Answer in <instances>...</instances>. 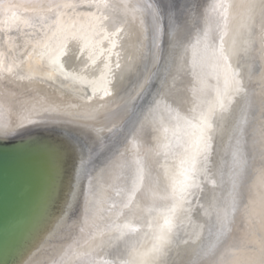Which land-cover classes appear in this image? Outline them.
I'll use <instances>...</instances> for the list:
<instances>
[{
    "label": "bare ground",
    "instance_id": "6f19581e",
    "mask_svg": "<svg viewBox=\"0 0 264 264\" xmlns=\"http://www.w3.org/2000/svg\"><path fill=\"white\" fill-rule=\"evenodd\" d=\"M262 2L0 0V264H261Z\"/></svg>",
    "mask_w": 264,
    "mask_h": 264
},
{
    "label": "snow or ice",
    "instance_id": "6c2138e0",
    "mask_svg": "<svg viewBox=\"0 0 264 264\" xmlns=\"http://www.w3.org/2000/svg\"><path fill=\"white\" fill-rule=\"evenodd\" d=\"M105 6H107V5H105ZM57 7H59V6H57ZM260 7L262 10H264V2L261 3ZM160 32H161V30L159 27V23L157 22L155 25V28H154V46L156 47L157 50H159V44L156 43V41L160 37ZM171 41L173 43V47H175L176 44L178 43V31L175 28H173V30L171 32ZM204 48H205V50H208V48H209L208 34L207 33H205ZM211 56L214 57L218 62H223V61H226V59H227V57L225 56L223 47H221L218 51L215 49L211 50ZM52 62L56 63L55 60H53ZM105 67L107 68V65H105ZM117 67H119V64H117ZM224 67H226V66H224ZM60 70L63 71L62 68ZM238 75H239L238 73L235 74V76H238ZM235 76L233 77V83L235 85L234 90L236 92H240L241 91V87H240L241 81L239 79H236ZM104 91H105V95L111 94L107 89H105ZM212 111H213V109L211 107H209L208 113L203 118V128L201 130V134H202V137L204 138V150H205V152H207L211 148L212 136L210 135V133L213 131V129H212V124L210 122H208V118L212 114ZM89 118H91L90 114H89ZM261 134H262V136H264V129H262ZM233 158L235 161L239 162V159H240L239 148H237L234 151ZM226 222H227V213L225 211L223 217L221 218V223L224 224ZM160 239L162 242H167V237H165V236H161ZM261 264H264V261H261Z\"/></svg>",
    "mask_w": 264,
    "mask_h": 264
},
{
    "label": "water",
    "instance_id": "95a60500",
    "mask_svg": "<svg viewBox=\"0 0 264 264\" xmlns=\"http://www.w3.org/2000/svg\"><path fill=\"white\" fill-rule=\"evenodd\" d=\"M60 59H58V60H56V63L55 64H57L58 65V63H60ZM117 68V67H116ZM115 68V69H116ZM66 81V80H65ZM83 90H85V92H86V95L87 96H94L95 94L97 95V94H100V93H102V92H104V89L101 91H99L98 89H94V87L93 86H91V85H88V86H83ZM103 94V93H102ZM79 139V138H78ZM61 148H63V149H65L66 151H68V152H74V155H69L70 157H71V159H70V161H71V170H70V172H69V177H72L73 176V174H75V173H77L76 171H77V164H79V162L77 161V153L75 152L76 150L75 149H72L71 148V145H63V146H61ZM13 152L14 151H12V149H7V148H0V156H3L6 160H8V162H10L11 163V165H13V166H16L18 169H22L21 168V165L19 164V163H17V159H16V157L14 156V154H13ZM13 163V164H12ZM49 168L47 169V172H46V178L48 179V182H47V186H46V191L47 190H50L52 187L49 185V183L50 182H52V180H53V174H56V172L55 171H53L52 170V168H51V166L49 165L48 166ZM81 171H83V169L81 170ZM22 175V174H21ZM23 176V175H22ZM68 177V178H69ZM69 181H71V183H73L72 182V179L71 178H69L68 179ZM83 182V180L80 182V183H82ZM50 193V192H49ZM26 210L24 209V211H23V213L25 212ZM26 214V213H25Z\"/></svg>",
    "mask_w": 264,
    "mask_h": 264
}]
</instances>
